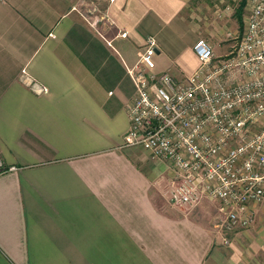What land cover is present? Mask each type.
<instances>
[{
	"label": "crops",
	"instance_id": "obj_1",
	"mask_svg": "<svg viewBox=\"0 0 264 264\" xmlns=\"http://www.w3.org/2000/svg\"><path fill=\"white\" fill-rule=\"evenodd\" d=\"M202 5L0 0V264H264L256 228L223 243L217 200L171 203L167 162L122 144L126 67L150 35L155 71L191 72Z\"/></svg>",
	"mask_w": 264,
	"mask_h": 264
},
{
	"label": "built area",
	"instance_id": "obj_2",
	"mask_svg": "<svg viewBox=\"0 0 264 264\" xmlns=\"http://www.w3.org/2000/svg\"><path fill=\"white\" fill-rule=\"evenodd\" d=\"M245 6L242 29L225 32L228 51L213 55L209 41L194 40L191 72L177 77L155 71L150 35L126 67L134 97L122 144H138L167 162L171 203L217 200L215 225L223 243L229 232L253 222L255 205L264 201V0H245ZM231 7L226 3L215 14Z\"/></svg>",
	"mask_w": 264,
	"mask_h": 264
},
{
	"label": "rangeland",
	"instance_id": "obj_3",
	"mask_svg": "<svg viewBox=\"0 0 264 264\" xmlns=\"http://www.w3.org/2000/svg\"><path fill=\"white\" fill-rule=\"evenodd\" d=\"M241 5V10L237 12V7ZM230 4L232 7L230 10H225L224 15L218 17L215 14L216 8H222L224 4ZM84 6L82 5V9ZM247 6H245V0H203L202 7L197 10V16L199 17L200 22L208 24L209 33L198 35V37H203L212 46V42L225 46L226 50L222 49V53L230 49V40L226 39L225 32H238L242 29V17L246 14ZM238 17V18H237ZM256 216L252 224L243 228H256L257 232L261 236H256L255 239L257 242L264 244V204L258 205Z\"/></svg>",
	"mask_w": 264,
	"mask_h": 264
},
{
	"label": "trees",
	"instance_id": "obj_4",
	"mask_svg": "<svg viewBox=\"0 0 264 264\" xmlns=\"http://www.w3.org/2000/svg\"><path fill=\"white\" fill-rule=\"evenodd\" d=\"M241 5H242V2L240 3V6L237 7V12H238V15L237 16H239V12L241 10Z\"/></svg>",
	"mask_w": 264,
	"mask_h": 264
}]
</instances>
